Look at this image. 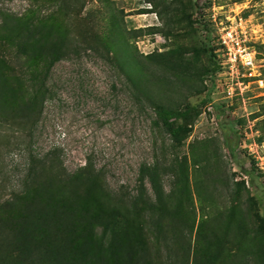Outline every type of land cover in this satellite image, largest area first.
I'll return each mask as SVG.
<instances>
[{
  "label": "rangeland",
  "instance_id": "374dc122",
  "mask_svg": "<svg viewBox=\"0 0 264 264\" xmlns=\"http://www.w3.org/2000/svg\"><path fill=\"white\" fill-rule=\"evenodd\" d=\"M65 1L0 0V21L23 16L11 35L27 40L29 56L9 48V66L0 62V215L11 226L22 214L46 225L64 219L104 264L143 257L148 264H264V204L249 202L264 178L252 185L241 171L255 159L264 173V0ZM232 25L248 33L261 76L230 95L214 72L208 38L219 47ZM50 54L61 58L45 93L40 76ZM158 105L202 110L182 146L160 122ZM61 164L64 193L43 170ZM143 167L158 171L166 241L154 235L162 213L150 203L131 206L117 233L97 220L118 210L115 197L133 201L146 192L156 202L149 182L141 188ZM37 202L48 207L31 212ZM17 240L1 235L0 254Z\"/></svg>",
  "mask_w": 264,
  "mask_h": 264
},
{
  "label": "trees",
  "instance_id": "16d2710c",
  "mask_svg": "<svg viewBox=\"0 0 264 264\" xmlns=\"http://www.w3.org/2000/svg\"><path fill=\"white\" fill-rule=\"evenodd\" d=\"M66 2L65 0H63ZM70 3H67V6H74L76 2L78 5H81L79 0H68ZM84 6L80 9L84 10ZM70 14V13H69ZM4 16L0 21V62L9 66L8 60H6L5 54L8 49L15 48L17 56L25 55L28 56V43L27 40L23 38L22 35L19 37H13L11 32L19 28L23 23V16H13L2 14ZM208 52L210 54V59L215 65V73L221 71L220 61L218 60V51L220 47L212 45L211 38H208ZM61 55L50 54L52 57L51 61L46 67V72L41 73L40 79H42V87L46 85V80L48 78V73L51 72V69L60 60ZM26 60V59H25ZM37 71V70H36ZM30 82L37 80V78L29 77ZM39 78V77H38ZM47 91V92H46ZM39 92V91H38ZM45 93H49L48 89L45 88ZM34 97V96H33ZM50 98V95L43 99L47 101ZM45 101V102H46ZM43 103V102H42ZM156 112L158 118L163 126L166 128L168 133L171 136L172 141L179 147L184 144L188 139L189 127L202 115V110L197 106L188 105L184 110H174L169 109L163 105L156 106ZM217 110H225V106H216ZM26 109L22 108L18 111L19 114L26 113ZM43 168V167H42ZM49 169V180L56 181V183L61 187V192L64 193L65 186L69 183L68 179H65V171L63 165L56 167L43 168V170ZM241 171L244 172L250 179L252 185H254L256 180L264 178V173L258 167V163L255 159H251V168L250 170L244 169L241 167ZM98 175H95L97 177ZM158 171L153 167H143L141 170V188L144 190L146 187V181L149 182L153 191L158 194L157 200L154 203L151 198L146 195V192H143L141 196L136 197L133 201H126L125 199L113 198L117 211L114 214H111L109 210L101 213L100 217L97 219L99 224L105 226L112 233L118 232L120 227H123L128 219L127 215H131L134 211L131 209V206L135 208H146L147 204H152L154 207V214L157 212L162 213L159 217L156 226H155V237L158 240L166 241L164 235V230L160 227L164 223H167L169 220L164 209L161 207L163 205V197L160 193V188L158 185ZM245 181H241L240 185L245 186ZM258 191L255 196L249 197V202L252 204V207L262 208L264 190L258 188ZM74 197V196H72ZM110 202V201H109ZM66 209H70L69 204L61 201ZM106 203V201H105ZM41 203L37 202L31 212L39 211L43 212L45 208ZM58 207V204H55V208ZM77 208L72 205V210ZM23 215H20V221L16 225H12L7 221V218L3 215H0V224L5 227L0 229V234L2 237L7 240V238L12 234L17 237V246L14 249H5L4 254H0L2 262L0 264H104L98 258L91 259V254L89 250L83 249L76 237L78 238L77 229L72 224L65 223V220H60L56 218L55 223H48L46 225L45 221H40L39 219L29 218L28 220H23ZM260 229L264 231V213L258 215ZM53 217V216H52ZM11 219V218H10ZM122 221V224L120 223ZM172 224L168 226L171 228ZM56 226V227H55ZM172 229V228H171ZM173 231V230H172ZM0 235V236H1ZM5 236V237H4ZM83 253H81V252ZM89 257V258H88ZM147 257L136 260V262H130V264H148ZM176 264H182L179 261H176ZM194 264H215V261L208 258L207 261L203 263L195 262Z\"/></svg>",
  "mask_w": 264,
  "mask_h": 264
},
{
  "label": "built area",
  "instance_id": "2783aa9c",
  "mask_svg": "<svg viewBox=\"0 0 264 264\" xmlns=\"http://www.w3.org/2000/svg\"><path fill=\"white\" fill-rule=\"evenodd\" d=\"M247 34L242 27L232 25L224 27L218 39L219 51L223 54L219 73L227 81L226 91L230 95L234 94L236 87L241 88L246 81L261 76L257 52L250 45Z\"/></svg>",
  "mask_w": 264,
  "mask_h": 264
}]
</instances>
